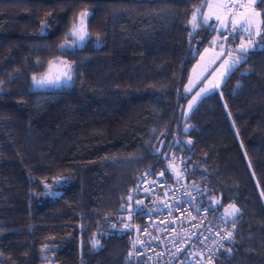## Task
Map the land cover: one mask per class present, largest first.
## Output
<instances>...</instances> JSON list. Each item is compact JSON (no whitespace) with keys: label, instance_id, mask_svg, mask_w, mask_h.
I'll use <instances>...</instances> for the list:
<instances>
[{"label":"trees","instance_id":"trees-1","mask_svg":"<svg viewBox=\"0 0 264 264\" xmlns=\"http://www.w3.org/2000/svg\"><path fill=\"white\" fill-rule=\"evenodd\" d=\"M204 2L0 0V264H132L127 193L165 163L231 233L213 264H264V3L258 44L182 119ZM51 62L71 80L32 86Z\"/></svg>","mask_w":264,"mask_h":264},{"label":"built area","instance_id":"built-area-1","mask_svg":"<svg viewBox=\"0 0 264 264\" xmlns=\"http://www.w3.org/2000/svg\"><path fill=\"white\" fill-rule=\"evenodd\" d=\"M237 13V3L226 4ZM225 37L232 35L227 30ZM178 172L168 164L140 170L127 193L125 217L130 230L127 258L132 264H213L229 238L222 222L209 219L207 207L196 200Z\"/></svg>","mask_w":264,"mask_h":264},{"label":"rangeland","instance_id":"rangeland-1","mask_svg":"<svg viewBox=\"0 0 264 264\" xmlns=\"http://www.w3.org/2000/svg\"><path fill=\"white\" fill-rule=\"evenodd\" d=\"M228 2L237 3L240 6V11L228 13L225 8ZM254 5L255 3L252 0H205L199 9L192 13L190 23L193 24V28L196 26L197 21L204 24L210 23L214 28V34L208 44L202 47L196 55L182 83L181 91L185 95V100L179 108L182 119L190 113L203 96L218 90L231 62L239 58L238 53L243 51L242 46L249 49L258 44L260 16L257 15L259 11ZM198 10L201 11L198 12ZM81 14L77 15L71 23L66 37L61 44V46L67 45V47H61L62 49H72L79 47L83 43L78 40L77 36L69 35L74 24L80 26L81 21H83L85 28V16L82 17ZM194 14L195 20L193 19ZM205 19H207V23H205ZM245 20H251L252 23L242 28L241 25ZM227 30L233 33V36L230 38L234 39L229 44H227L226 39L222 36V33ZM214 85H218V87L213 89ZM205 89L208 91L205 92ZM189 105H191V108H189ZM225 213L227 215L230 214V212ZM41 256L42 258L46 257L44 253ZM44 260L45 262L42 264H49L46 259Z\"/></svg>","mask_w":264,"mask_h":264},{"label":"snow or ice","instance_id":"snow-or-ice-1","mask_svg":"<svg viewBox=\"0 0 264 264\" xmlns=\"http://www.w3.org/2000/svg\"><path fill=\"white\" fill-rule=\"evenodd\" d=\"M252 2L255 3V0H252ZM261 2L264 3V0H261ZM200 11H201V10H198V12H200ZM87 15H88L87 12L81 14L82 17H83V16H87ZM257 15H259V13H257ZM195 18H196V17H195V14H194L193 19L195 20ZM205 23H207V19H205ZM251 23H252L251 20H245L244 23L241 25V27L244 28L246 25H250ZM69 35H70V36H77L78 40H79L80 42H83V41L86 39L87 35H88L87 31L85 30V28H84V26H83V21H81V25H80V26H77V25L74 24V25H73V29H72V31L70 32ZM61 47H62V48H63V47H67V45H62ZM242 50L245 51V52L247 51V49H246V48H243V46H242ZM242 62H243V58H236V59H234V60L231 62V65L229 66V68H228V70H227V73L224 74V75H225V79H226V75H227V74H230L231 71L235 70L236 66H237L238 64L242 63ZM66 78H67L68 80H71V76H70V75H67V74H66ZM33 80H34V82H35L36 84H43V83H45V82L42 81V80H41V81H37L35 77H33ZM216 87H218V85H214V86H213V89L216 88ZM189 90H190V89H189ZM207 91H208V90L205 89V92H207ZM189 108H191V105H189ZM236 211H239V210L236 209ZM229 236H231V233H229ZM97 243H98V242H94V247L96 246Z\"/></svg>","mask_w":264,"mask_h":264},{"label":"water","instance_id":"water-1","mask_svg":"<svg viewBox=\"0 0 264 264\" xmlns=\"http://www.w3.org/2000/svg\"><path fill=\"white\" fill-rule=\"evenodd\" d=\"M66 65V66H65ZM63 66H65V68L66 69H68L69 67L67 66V64H63V63H58V62H51V63H49L48 65H47V67H46V71L45 72H47L48 70L49 71H52V68L53 67H55V70L57 71V72H59V71H61L62 72V74H64V70H63ZM54 70V71H55ZM45 75H46V73H44L43 75H42V77H39V78H36V80L37 81H44V77H45ZM45 83H43V84H40V86H50V85H54V86H58L60 83H64V81H57V82H50V81H44ZM35 85V82H34V80L32 79V86H34ZM220 195H217V198H216V205H219L220 204Z\"/></svg>","mask_w":264,"mask_h":264},{"label":"flooded vegetation","instance_id":"flooded-vegetation-1","mask_svg":"<svg viewBox=\"0 0 264 264\" xmlns=\"http://www.w3.org/2000/svg\"><path fill=\"white\" fill-rule=\"evenodd\" d=\"M57 70V69H56ZM50 71L47 75L44 77V81H50V82H59V81H66V77L64 74H62L61 71Z\"/></svg>","mask_w":264,"mask_h":264},{"label":"crops","instance_id":"crops-1","mask_svg":"<svg viewBox=\"0 0 264 264\" xmlns=\"http://www.w3.org/2000/svg\"><path fill=\"white\" fill-rule=\"evenodd\" d=\"M212 25V24H211ZM259 28H260V25H259ZM222 36L226 39V41H227V44H229V43H231V42H233L234 41V39H231L230 37H232L233 36V33H232V35L231 36H229V37H225L224 35H223V33H222Z\"/></svg>","mask_w":264,"mask_h":264}]
</instances>
